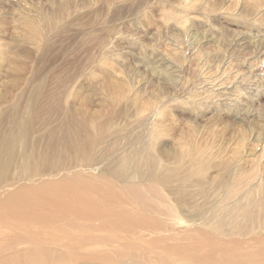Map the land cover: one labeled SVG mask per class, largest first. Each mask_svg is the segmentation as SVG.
<instances>
[{
  "label": "rangeland",
  "instance_id": "374dc122",
  "mask_svg": "<svg viewBox=\"0 0 264 264\" xmlns=\"http://www.w3.org/2000/svg\"><path fill=\"white\" fill-rule=\"evenodd\" d=\"M256 1L0 0V129L12 134L15 118H28L41 180L110 193L121 201L112 213L154 223L140 237L157 252L168 248L164 236L188 251L197 237L245 257L260 251L264 3ZM14 189L5 184L0 199Z\"/></svg>",
  "mask_w": 264,
  "mask_h": 264
},
{
  "label": "bare ground",
  "instance_id": "6f19581e",
  "mask_svg": "<svg viewBox=\"0 0 264 264\" xmlns=\"http://www.w3.org/2000/svg\"><path fill=\"white\" fill-rule=\"evenodd\" d=\"M12 125L15 136L0 129V194L5 184L15 187L0 199V264H264V246L245 257L225 245H200L199 237L191 251L161 237V248H168L157 252L158 244L146 243L140 234L153 231L154 223L125 211L112 213L114 202L121 201L108 200L110 193L78 179L43 182L30 151L28 118L22 125L15 118ZM36 178L40 183L31 184ZM87 187L102 197L94 200ZM220 250L224 254L216 256Z\"/></svg>",
  "mask_w": 264,
  "mask_h": 264
}]
</instances>
